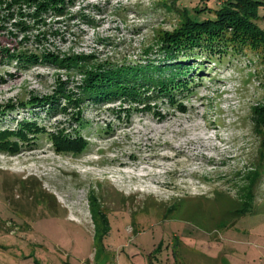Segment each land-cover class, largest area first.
<instances>
[{
    "label": "rangeland",
    "instance_id": "obj_1",
    "mask_svg": "<svg viewBox=\"0 0 264 264\" xmlns=\"http://www.w3.org/2000/svg\"><path fill=\"white\" fill-rule=\"evenodd\" d=\"M46 1L0 0V264H264V51L192 59L188 88L149 108L78 103L70 59L164 66L180 19L160 0Z\"/></svg>",
    "mask_w": 264,
    "mask_h": 264
},
{
    "label": "trees",
    "instance_id": "obj_2",
    "mask_svg": "<svg viewBox=\"0 0 264 264\" xmlns=\"http://www.w3.org/2000/svg\"><path fill=\"white\" fill-rule=\"evenodd\" d=\"M183 1L186 0H160L158 3L160 8L177 14L180 19L172 32L163 33L157 40L159 51L165 53L164 66L157 67L152 62L139 69L124 64L105 67L100 63L91 64L95 60L92 57L85 60L76 58L74 63L70 59L67 67L84 74L82 93L75 102L121 98L130 104L141 103L149 108L153 100H174L173 92L176 89L188 88L186 79L193 68L198 66L196 71L200 72L203 66L189 64L192 59H218V56H224L232 49L241 52L246 48L255 52L264 51V29L258 24L264 20V14L260 13L264 0H225L218 7L205 5L193 9L182 7ZM60 5V0H47L42 10L50 9L57 14L60 13ZM152 91L151 96L149 94ZM63 96L68 95L64 93ZM67 99L74 101L72 98ZM253 124L256 131L264 130V105L254 110ZM8 134L6 132L0 136L3 147L6 146L3 149L7 151L8 144L4 140ZM56 140L59 151L79 154L85 146V142L79 138L73 140L63 137ZM10 151L16 152L17 149Z\"/></svg>",
    "mask_w": 264,
    "mask_h": 264
},
{
    "label": "bare ground",
    "instance_id": "obj_3",
    "mask_svg": "<svg viewBox=\"0 0 264 264\" xmlns=\"http://www.w3.org/2000/svg\"><path fill=\"white\" fill-rule=\"evenodd\" d=\"M122 163V162H121ZM120 165V164H119ZM125 166V165H124ZM127 166V165H126ZM121 167V166H120ZM160 167L162 168V166L160 165ZM161 175V174H160ZM162 176V175H161ZM146 178V177H145ZM147 180V179H146ZM154 181V180H153ZM154 183V182H153ZM160 184V183H159ZM162 184V183H161ZM166 185V184H165Z\"/></svg>",
    "mask_w": 264,
    "mask_h": 264
}]
</instances>
